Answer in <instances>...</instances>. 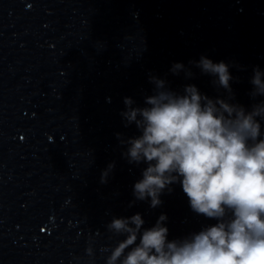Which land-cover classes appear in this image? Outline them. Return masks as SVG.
<instances>
[{
  "label": "clouds",
  "instance_id": "9594fccd",
  "mask_svg": "<svg viewBox=\"0 0 264 264\" xmlns=\"http://www.w3.org/2000/svg\"><path fill=\"white\" fill-rule=\"evenodd\" d=\"M196 66L216 77L213 83L227 90L228 99L209 98L195 85L177 94L150 77L155 93L145 98V107L124 99L125 126L135 123L142 133L127 141L125 155L130 163L147 164L134 184L137 200L150 198L156 208L163 190L180 182L190 208L218 222L169 241L166 214L143 230L139 213L114 217L107 230L124 238L105 249L106 264H264V138L257 120H264V100L247 111L230 102L228 64L202 56ZM180 71L192 75L181 63L171 68L173 74ZM253 72L251 96H264V72Z\"/></svg>",
  "mask_w": 264,
  "mask_h": 264
}]
</instances>
